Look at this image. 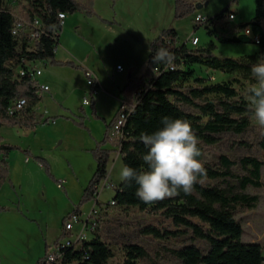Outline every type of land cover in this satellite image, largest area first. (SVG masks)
Masks as SVG:
<instances>
[{"label": "rangeland", "instance_id": "rangeland-1", "mask_svg": "<svg viewBox=\"0 0 264 264\" xmlns=\"http://www.w3.org/2000/svg\"><path fill=\"white\" fill-rule=\"evenodd\" d=\"M5 5L14 16L22 19L28 10L27 4L21 0H6ZM93 8L95 15L91 18L78 13L65 19L55 57L58 60L72 61L76 65L85 64L95 75L101 87L95 99L103 97L106 100L100 102L99 106V112L105 119H109L115 111L119 102V89L124 81L143 74L149 54L147 44L163 30L176 31L178 46L186 43L192 35L196 36L199 39L197 47L186 44L191 50L205 48L213 42L216 45L214 55L221 59H239L259 52V47L254 44L218 42V39L233 37L236 25L253 18L254 0H208L207 5L193 15L178 20L173 16L172 0H95ZM226 8L235 13V20L224 21L214 29L212 36L207 34L205 25L196 28V14L211 19ZM102 19L106 22H102ZM117 63L123 66L124 73L115 71ZM37 65L43 71L42 83L50 86V91L43 93L46 99L43 102L50 110L49 114L56 112L58 102L64 103L69 110H60L61 115L57 117L56 125H43L53 119L44 116L38 118V109L33 110L38 123L34 129L25 130L3 124L0 125V137L3 138V143L20 149L28 148L33 155L46 159L51 174L58 182L65 180V183L63 188L58 189L56 182L50 181L32 158L25 163L26 156L22 152L11 153L13 155L7 159L8 178L15 188L10 182L0 189V206L5 208L4 212H0V264H36L39 258H43L45 244L58 237L62 218L77 206L82 191L95 170V161L86 150L92 148L86 138H90L88 133L75 127L76 130L63 128L67 120L64 117L75 119L82 100L87 97L85 71L53 67L55 72L52 73L47 61H40ZM191 69L196 77L204 79L207 84L231 85L237 92L236 99L247 102L248 89L257 83L256 78L251 81L241 75L229 76L205 67L192 66ZM195 86L193 82H189L183 88ZM217 98L215 95L205 96V100L210 103H216ZM182 108L187 113L200 116L194 107L184 105ZM85 110L90 112L88 107ZM205 120L203 117L202 121ZM247 120L248 126L242 134H221L217 144L205 147L204 156L200 160L203 167H219L220 156H227L236 162L242 157H253L264 163V151L258 146L264 134V126L259 125L253 116ZM99 133V126L91 127L93 138ZM235 143H245L246 146L241 147ZM108 148L112 147L109 145ZM117 154L118 150L110 156L108 175L100 186L104 182L118 186L123 181L120 176L123 164ZM231 172L235 178L227 179L226 182L207 179L203 182L216 185L229 195L244 193L257 197L254 210L235 205L233 213L243 230L242 242L257 244L264 250V166L260 188L247 186L245 190H241L237 178L244 173L238 166ZM113 196L111 186L101 189L97 205L103 211L96 234L108 244L112 252V258L107 264H123L126 246L133 244L142 246L148 254L147 259L138 261L139 264H181L170 250L188 245H193L204 253L208 251L205 242L191 240L189 234L164 241L141 235L139 230L149 225L169 230L173 227L169 221L141 213L137 208L108 206ZM94 203L95 199L80 207L82 214L87 215Z\"/></svg>", "mask_w": 264, "mask_h": 264}, {"label": "trees", "instance_id": "trees-1", "mask_svg": "<svg viewBox=\"0 0 264 264\" xmlns=\"http://www.w3.org/2000/svg\"><path fill=\"white\" fill-rule=\"evenodd\" d=\"M5 1L0 0V125L32 130L37 125L33 110L41 100V89L37 81L32 80L27 74L17 75L15 69L21 65V60L32 64L47 61L51 66L81 69L73 62L55 60L54 52L59 35H55L54 32L62 30L58 14L72 16L79 13L88 18L93 17L95 0H21L28 6L24 19L30 22L38 19L42 25L43 34L33 45L29 44L22 32L16 35L12 33L16 20L5 5ZM172 1L173 16L178 20L193 15L197 7L201 5L203 8L208 0ZM231 13L229 8H226L208 19L207 23L203 24L206 26L207 34L212 36L214 29L228 20ZM198 26L199 24H196V28ZM235 28L236 34L233 37L221 38L218 42L253 44L250 38L241 35L242 30L249 28L252 35L259 38L257 55L221 59L214 55L216 45L213 42L205 48L191 50L185 44L177 45V33L174 29L163 30L149 43L144 73L140 77L128 79L120 90V107L108 123L96 114L94 99L91 100L90 117L101 121L105 125V132L95 148L89 151L95 161V171L71 213L81 214L80 207L95 199L97 187L108 175L110 156L116 150L123 165L137 171L148 170L142 159L148 149L141 142L140 135L152 134L160 129L164 117L186 119L191 122L192 129L200 141L198 147L201 155L197 157L199 161L204 156L206 146H213L219 142V135L227 132L240 135L244 132L248 126L247 118L253 116L249 102L236 99L237 92L231 85L207 84L204 79L196 77L191 69L192 66H200L213 72L229 76L241 75L251 81L255 80L251 72L252 64L264 56V0H254L253 18L249 22L239 23ZM160 47L167 48L175 54L172 71L166 70V66L161 63H150V58ZM189 82L196 86L183 88V85ZM207 95L218 97L217 102L210 103L205 100ZM21 99L25 100V107L19 114L9 116L8 108ZM184 105L194 107L200 116L184 111L182 108ZM122 111L127 113L123 138L110 140V128ZM203 117L206 118L205 121H202ZM83 120L81 117L79 120L71 121L77 127L88 131ZM235 144L246 146L245 143ZM107 145L112 148H105ZM258 146L264 151V134ZM13 151H20V148L3 143L0 137V189L5 183L10 184L7 157ZM22 153L28 155L29 151L22 150ZM33 159L41 165L44 173L54 180L48 163L41 157ZM218 165L219 167L204 166L205 174L197 177V183L193 185L190 193L185 194L181 189L178 190V195L150 203L144 202L136 195L138 185L134 179L123 180L114 188L112 198L115 202L114 207L137 208L141 213L169 221L173 227L171 230L153 225L143 227L139 233L145 237L164 241L189 234L191 240L206 243L208 246L206 253L193 245L170 250L181 264H262L264 250L257 244L242 242L243 230L233 213L235 205L254 210L257 197L244 193L229 195L224 189L203 180L226 182L227 179L235 178L231 170L238 166L244 173L237 178L238 187L241 190H245L247 186L260 188L264 163L253 157H242L236 162L227 156H220ZM4 211L5 208L0 206V212ZM64 220L65 218L62 222ZM96 232L91 239L82 241L79 246L66 249L60 264H107L112 258V252ZM61 237L63 236H59L56 241ZM44 248L46 249V245ZM125 257L123 264H139L138 261L147 259L148 254L142 246L133 244L126 246ZM42 260L43 258H39L36 264H41Z\"/></svg>", "mask_w": 264, "mask_h": 264}, {"label": "clouds", "instance_id": "clouds-1", "mask_svg": "<svg viewBox=\"0 0 264 264\" xmlns=\"http://www.w3.org/2000/svg\"><path fill=\"white\" fill-rule=\"evenodd\" d=\"M175 54L160 47L150 58V63H161L173 67ZM251 72L257 83L248 89L249 108L253 118L264 126V56L252 64ZM162 127L152 134L141 133L140 140L148 149L143 156L146 171H137L123 165L122 180H135L136 195L146 203L163 200L192 191L197 177L203 176V164L197 159L201 155L200 141L195 135L191 122L186 119L162 118Z\"/></svg>", "mask_w": 264, "mask_h": 264}, {"label": "built area", "instance_id": "built-area-1", "mask_svg": "<svg viewBox=\"0 0 264 264\" xmlns=\"http://www.w3.org/2000/svg\"><path fill=\"white\" fill-rule=\"evenodd\" d=\"M234 1L235 0H231V2ZM14 17L16 20L12 32L14 35L18 34L19 32H22L30 45H33L36 41L40 39L41 35L43 34V30H42L41 22L38 19H35L30 22L24 18L22 19L16 16ZM58 17L60 19V25L62 27L66 15L58 14ZM228 20L230 21L235 20L234 12L228 15ZM207 21L208 18L203 17L200 14H197L194 17V22L199 25H203L207 23ZM59 33L60 32H58V30L54 32L55 35H59ZM241 35L250 38L254 45L256 46L259 45V38L253 36L249 28L242 30ZM184 44L185 45L189 44L191 47H197L199 45V39L196 36L192 35L191 37L188 38L187 42ZM165 69L172 71L174 69V66L166 67ZM115 70L120 72L122 71V67L116 66ZM15 72L19 76H23L27 74L34 81H36L37 78L41 75V71L35 67V64H32L26 60H21V65L15 69ZM84 76L89 91L87 93V97L83 99L82 104L83 106H90L91 100L96 96L98 91L96 77L89 70H87L84 73ZM39 86L41 92L48 90L47 86H41V85ZM25 105L26 102L24 99L17 100L16 102L12 103L11 106L8 108V115L15 116L16 114H19L22 111V109L25 107ZM126 118H127V113H125V111H122L116 122L110 128L109 131L110 140H121L123 138V127L126 123ZM50 123L54 124L55 122L52 120L50 121ZM61 184L57 185L59 189L62 187ZM109 186H111L114 190L115 186L112 184L108 185L107 182L102 183L101 186L99 184L95 193L94 206L87 215H81L75 213H69L67 215V217L65 218L62 224L61 235L63 237H61L58 241H55L54 243H52L50 246L47 247L41 264H60L64 257V253L66 249L79 246L82 241L91 239L88 237L89 236L92 237L93 234L97 231L99 227L100 214L103 211L102 209L97 208L99 193L101 189L109 188ZM99 187H100V191H99ZM107 205L114 207L115 202L111 199V201L108 202ZM262 264H264V251H263Z\"/></svg>", "mask_w": 264, "mask_h": 264}, {"label": "crops", "instance_id": "crops-1", "mask_svg": "<svg viewBox=\"0 0 264 264\" xmlns=\"http://www.w3.org/2000/svg\"><path fill=\"white\" fill-rule=\"evenodd\" d=\"M73 16V15H72ZM70 16H66V18L65 19H67V18H69ZM65 19H64V21H65ZM101 20V19H100ZM64 21H63V25H62V30H63V26H64ZM102 22H106V20H104V19H102ZM62 30H61V32L59 33V38H60V35H61V33H62ZM115 40H117V39H115ZM150 43V42H149ZM58 44H59V40H58ZM145 45V44H144ZM148 45V47H149V44H147ZM146 45V46H147ZM146 46H144V47H146ZM57 48V47H56ZM56 51H57V49H55V52H54V54L56 53ZM55 60L56 61H59V62H67V61H63V60H58V59H56V57H55ZM70 62H72V61H70ZM37 63L38 62H36V64H35V67L37 68V69H39L40 71H41V75L37 78V82H38V84L39 85H41V86H47L48 87V90L47 91H42L41 93H40V97H41V100H40V102L38 103V105L34 108V111L35 110H37L38 109V118H40L41 116H44V118H52L53 119V121L55 122L54 124H51L50 122L48 123V124H43V125H56L57 123H56V120H57V117H59L61 114H60V110H62V109H64V110H69V108L68 107H66L65 106V104L63 103V104H61L60 102H58V109H56V112H54L52 115H50L49 114V111H48V109H47V105L43 102V99H45L44 97H43V93L44 92H48V91H50V86H48L46 83L44 84V83H42V81H41V78L43 77V71H42V69L37 65ZM74 63V62H73ZM50 65V64H49ZM51 66V65H50ZM78 66H80L81 67V69H73V70H80V71H87V70H89V69H87V66L85 65V64H82V65H78ZM116 66H121L120 64H116L115 65V67ZM53 67H56V68H68V67H58V66H51V70H50V72H55L54 71V69H52ZM122 67V71H116L117 73H124L125 72V70H124V68H123V66H121ZM71 69V68H70ZM90 71V70H89ZM145 71V70H144ZM84 72V73H85ZM144 73V72H143ZM128 79H130V78H127V80ZM127 80L126 81H124V83H123V85H122V87L126 84V82H127ZM96 83H97V88H98V90L101 88L100 87V83L98 82V80H97V78H96ZM85 84H86V81H85ZM86 87H87V85H86ZM122 87L119 89V92H120V90L122 89ZM88 91H89V89H88V87H87V93H88ZM97 95V94H96ZM52 98H53V96H52ZM94 99V108H95V111H96V114L100 117V118H102V119H104L107 123L114 117V115H115V113H116V111L118 110V108L120 107V104H121V96H120V94H119V102H118V104L116 105V108H115V111L113 112V114H112V116L109 118V119H105V118H103L104 116H102L101 115V113L99 112V106H100V102H103V101H106L105 99H103V97H98V100H96L95 99V97L93 98ZM46 100V99H45ZM83 101V100H82ZM85 107H88V108H90V106H83V104L81 103V107L78 109V115H76L75 116V119L74 120H79L81 117H83V124H84V126L87 128V130L88 131H86V130H83V129H81V128H79V127H77L76 125H74L73 124V122L71 121L73 118H70V117H68V116H65L64 118L66 119V118H68V119H70V120H66V122H65V124H64V127L63 128H65V129H70V130H76L75 128H78V129H80V130H83V131H85V132H87L88 133V135L90 136V138H88L87 136H86V138H87V141H88V143L90 144V146L92 147V148H88V149H86L87 151H90V150H92V149H94L95 148V146H96V143L97 142H99L102 138H103V135H104V132H105V125L101 122V121H97V120H93L91 117H90V112H91V110H90V112H87L86 110H85ZM42 124V123H41ZM37 125H38V123H37ZM36 125V126H37ZM35 126V127H36ZM93 126H99L100 127V133L98 134V135H96V136H94V138L92 137V135H91V127H93ZM75 127V128H74ZM19 128H21V127H19ZM24 129V128H23ZM34 129V128H33ZM25 130H27V129H25ZM65 131V130H64ZM66 133V132H65ZM64 133V134H65ZM2 138V137H1ZM3 139V138H2ZM13 146H15V145H13ZM18 147V146H17ZM109 147V145H107V146H105V148H108ZM22 150H28L29 151V154L28 155H25L24 153V155L26 156V158H25V163H27L29 160L28 159H30V158H34V157H39V156H35V155H33L32 154V152L27 148V149H20V152H22ZM14 152V151H13ZM12 153V152H11ZM9 154L8 155V157H7V159L9 158V156L10 155H13V154ZM118 154H119V152H118ZM117 154V155H118ZM91 155V154H90ZM42 158V157H41ZM44 159V158H43ZM34 160V159H33ZM45 161H46V159H44ZM47 162V161H46ZM37 163V162H36ZM48 163V162H47ZM9 164V163H8ZM38 164V163H37ZM40 165V164H39ZM48 166H49V164H48ZM40 167H41V165H40ZM42 168V167H41ZM43 170V169H42ZM49 171H50V166H49ZM95 171V170H94ZM43 172H44V170H43ZM94 173V172H93ZM45 174V173H44ZM50 174H51V171H50ZM52 175V177H53V179L54 180H51L46 174H45V176L50 180V181H52V182H56V184L58 185V184H61L62 182V187L61 188H63L64 187V181L65 180H62V181H60V182H58V180L55 178V176L53 175V174H51ZM93 175V174H92ZM9 176V175H8ZM92 177V176H91ZM8 181H9V183L11 182L12 184H13V186H14V183L8 178ZM89 182V181H88ZM88 182H87V184H88ZM56 185V186H57ZM113 185V184H112ZM86 187V186H85ZM115 187H117V186H115ZM14 188H15V186H14ZM58 188V187H57ZM60 188V189H61ZM59 189V188H58ZM84 190V189H83ZM83 192V191H82ZM107 206V205H106ZM70 212V211H69ZM68 214V213H67ZM67 214L62 218V220L64 219V218H66V216H67ZM81 214H82V212H81ZM83 215V214H82ZM62 220H61V228H60V232H59V235H58V237L59 236H61V231H62V224H63V222H62ZM57 237V238H58ZM56 238V239H57ZM56 239L54 240V241H52V242H50V243H46L45 245H46V249H47V247L48 246H50L52 243H54L55 241H56ZM46 249L44 248V254H45V251H46Z\"/></svg>", "mask_w": 264, "mask_h": 264}, {"label": "water", "instance_id": "water-1", "mask_svg": "<svg viewBox=\"0 0 264 264\" xmlns=\"http://www.w3.org/2000/svg\"><path fill=\"white\" fill-rule=\"evenodd\" d=\"M200 9H202V6H201V5H199V6L197 7V10H200Z\"/></svg>", "mask_w": 264, "mask_h": 264}]
</instances>
